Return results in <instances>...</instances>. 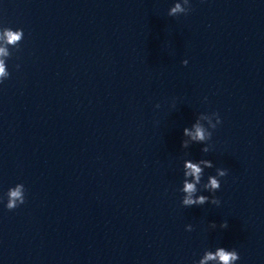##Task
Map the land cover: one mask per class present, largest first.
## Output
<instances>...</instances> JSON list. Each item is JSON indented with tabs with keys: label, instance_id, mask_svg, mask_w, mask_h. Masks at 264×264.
I'll use <instances>...</instances> for the list:
<instances>
[{
	"label": "clouds",
	"instance_id": "clouds-1",
	"mask_svg": "<svg viewBox=\"0 0 264 264\" xmlns=\"http://www.w3.org/2000/svg\"><path fill=\"white\" fill-rule=\"evenodd\" d=\"M191 11V4L189 0H177L174 6L170 7L168 15L171 17L179 16L181 14L187 15ZM0 37L4 38L9 45H16L17 42L22 41L24 32L22 29L13 30L9 27L0 28ZM10 57V53L6 47H0V83H3L10 77L6 61ZM182 64L186 66L188 61L185 59ZM19 68V65L16 66ZM207 98L205 97V100ZM160 105L157 104L156 108ZM221 118L218 112L200 113L196 116L194 123L190 127L183 129V140L181 146L188 149L192 144H203L201 151L207 154L211 151V144L213 131L221 123ZM214 167L213 161L209 159H185L183 162V181L182 187L179 191L182 193L181 205L185 208L193 206H204L211 204L219 207L221 201L215 196L221 188V179L228 174L225 168H216L215 175H208L207 182L202 184L205 170ZM201 188L211 195H204L201 193ZM7 202L6 209L9 211L15 210L26 202V188L22 183H18L10 187L6 192ZM210 228L216 229L215 222L209 224ZM221 229L228 227L227 221L221 222L219 225ZM188 232L193 231V225L185 226ZM241 259L238 251L235 248L226 249L224 247H216L215 250L205 249L199 260L194 261L193 264H237Z\"/></svg>",
	"mask_w": 264,
	"mask_h": 264
}]
</instances>
